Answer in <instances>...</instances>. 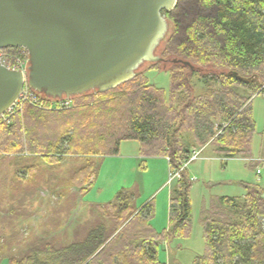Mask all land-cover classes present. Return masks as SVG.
Here are the masks:
<instances>
[{
	"label": "trees",
	"instance_id": "16d2710c",
	"mask_svg": "<svg viewBox=\"0 0 264 264\" xmlns=\"http://www.w3.org/2000/svg\"><path fill=\"white\" fill-rule=\"evenodd\" d=\"M163 15L173 25L160 55L171 67L167 93L145 73L104 93L72 97L63 110L34 93L44 104L26 102L10 124L0 125V151L37 156L48 165L69 157L75 166L64 185L80 197L91 190L99 161L117 156L123 142L137 143L141 157L166 158L171 172L192 148L212 146L220 159H247L255 131L251 98L264 94V0H177ZM195 75L204 87L198 95L190 82ZM262 147L264 153V131ZM35 165L24 168L32 174ZM190 187L185 170L169 188L166 235L151 228V203L136 207L133 195L120 191L94 206L95 217L72 242L39 244L9 264H165L158 258L162 242L190 235ZM217 205L236 220H223L215 210L205 214L204 252L192 264H264V187L241 204L220 197Z\"/></svg>",
	"mask_w": 264,
	"mask_h": 264
},
{
	"label": "rangeland",
	"instance_id": "374dc122",
	"mask_svg": "<svg viewBox=\"0 0 264 264\" xmlns=\"http://www.w3.org/2000/svg\"><path fill=\"white\" fill-rule=\"evenodd\" d=\"M168 24V33L156 50L159 56L173 33V25ZM170 68L166 63H144L136 74L145 73L151 85L167 93ZM210 69L199 73L207 74ZM190 82L194 87L193 95L204 91L197 75ZM251 108L255 131L247 159L237 156L224 161L217 157L212 146H206L200 158L187 166L186 173L191 181L190 235L162 242L158 249L161 262L192 264L204 252L202 219L205 214L217 211L219 198L234 197L241 204L248 192L263 189L264 94L251 98ZM21 157L28 159L25 164L14 162ZM38 159L25 153L14 155L0 151V264H9L10 258H20L39 244L72 242L75 232L81 231V226L95 217L97 211L94 206L113 201L120 191L131 193L136 207L151 203V228L158 234L166 235L168 232V194L175 181L167 184L169 169L166 158L141 157L137 143L123 142L117 156L99 161L95 182L84 197L73 196L74 189L64 185L75 166L69 157H61L62 161L56 165H48ZM32 163L37 164L35 166L39 170L28 174L24 166ZM257 168L261 171L259 181L255 173ZM64 198L69 201L67 208L65 204L68 201ZM217 212L216 215L223 220H236L226 211ZM261 223L264 226V219Z\"/></svg>",
	"mask_w": 264,
	"mask_h": 264
},
{
	"label": "water",
	"instance_id": "95a60500",
	"mask_svg": "<svg viewBox=\"0 0 264 264\" xmlns=\"http://www.w3.org/2000/svg\"><path fill=\"white\" fill-rule=\"evenodd\" d=\"M177 0H0V49L28 53L24 78L0 63V115L24 86L50 99L104 93L134 78L168 33Z\"/></svg>",
	"mask_w": 264,
	"mask_h": 264
},
{
	"label": "built area",
	"instance_id": "2783aa9c",
	"mask_svg": "<svg viewBox=\"0 0 264 264\" xmlns=\"http://www.w3.org/2000/svg\"><path fill=\"white\" fill-rule=\"evenodd\" d=\"M5 49H0V63L6 69L11 71L21 72L25 78L28 70V53L23 48H10L14 49V53H10ZM34 91L30 90L27 86H24L20 95L16 99V101L3 113L0 115V125H8L10 124V118L15 115L17 112L21 111V107L26 102H31L33 104L43 105V101H39L34 95ZM50 99V98H49ZM51 107L54 109H68L71 107L72 98L62 97L61 99H50ZM202 154V148H197L191 150L189 156L186 161L180 164L178 170L169 171V178L167 180V184H171L173 181H177L180 179L181 173L186 170L187 166L197 161ZM167 160V159H166ZM168 161V160H167ZM264 168V163L261 164ZM257 181H259V177L261 174L260 169L255 170Z\"/></svg>",
	"mask_w": 264,
	"mask_h": 264
},
{
	"label": "crops",
	"instance_id": "0c3cea01",
	"mask_svg": "<svg viewBox=\"0 0 264 264\" xmlns=\"http://www.w3.org/2000/svg\"><path fill=\"white\" fill-rule=\"evenodd\" d=\"M190 144L193 146L192 141L190 142ZM205 147H206V146H205ZM205 147L202 148V153H203ZM207 147H208V146H207ZM194 149H197V148H192L191 150H194ZM217 157H218V156H217ZM233 159H235V158H233ZM230 160H231V159H230ZM224 161H226V160H224ZM168 195H169V194H168ZM223 197H227V196H223ZM168 208H169V200H168ZM168 217H169V212H168ZM166 264H167V263H166Z\"/></svg>",
	"mask_w": 264,
	"mask_h": 264
}]
</instances>
